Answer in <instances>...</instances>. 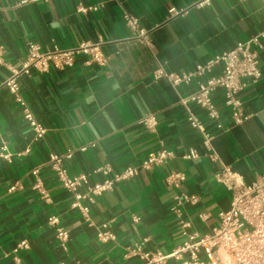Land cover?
I'll return each instance as SVG.
<instances>
[{"label":"crops","instance_id":"obj_1","mask_svg":"<svg viewBox=\"0 0 264 264\" xmlns=\"http://www.w3.org/2000/svg\"><path fill=\"white\" fill-rule=\"evenodd\" d=\"M0 0V264H18L12 250L23 239L30 248L19 253L22 264H141L132 253L142 250L169 254L182 245L184 221L188 232L211 233L219 225V212L230 207L231 192L215 174L229 166L253 181L264 173V48L260 51L262 79L240 93L244 111L252 115L234 125L223 105L221 90L212 93L220 110L223 130L195 104L191 110L213 134L212 146L219 161H212L201 133L187 121L178 103L194 85L172 87L167 80L152 81L159 65L170 71H186L195 64L233 48L264 30V0ZM103 4L97 10L89 7ZM88 9L80 11L79 7ZM182 10L171 16L169 10ZM139 18L150 45L134 39L123 12ZM104 41L105 66L87 65L79 55L72 67L47 72L32 71L19 77L21 91L39 122L44 139L34 141L13 96L3 83L11 68L21 66L28 43L42 51L54 46L69 49L81 40ZM264 44V39H263ZM220 72V67L214 73ZM156 113L158 125L149 131L138 120ZM86 146V150L81 147ZM162 146L173 156L160 166L139 169L129 181H119L91 205L89 225L72 208V194L65 190L47 165L50 153L72 151L64 159L68 173H87L91 181L105 176L95 172L109 165L120 172L142 161ZM29 152H25L26 149ZM195 149L198 157L183 155ZM39 168L43 188H36L32 169ZM180 171L178 186L167 177ZM195 196L184 201L180 214L171 211L176 196ZM57 215L69 231L62 248L48 218ZM140 221L134 222L133 217ZM108 223L115 239L101 241L99 227ZM160 264H181L168 258Z\"/></svg>","mask_w":264,"mask_h":264},{"label":"built area","instance_id":"obj_2","mask_svg":"<svg viewBox=\"0 0 264 264\" xmlns=\"http://www.w3.org/2000/svg\"><path fill=\"white\" fill-rule=\"evenodd\" d=\"M22 3L27 0H22ZM103 2L89 7V10H97ZM211 4V0H199L196 6L203 7ZM79 7L80 11H87ZM171 16L179 15L182 10L171 7ZM123 18L126 26L133 32V38L142 43L150 45V39L146 30L140 28L139 18L130 12L124 11ZM264 30L253 35L246 41H239L236 45L225 50L214 57L195 64L192 69L186 71H170L164 65H159L153 72L154 83L165 79L174 87L182 85L194 88L186 94L180 93L178 103L181 104L187 113V121L197 129L202 137L203 143L208 150V156L212 161H219V154L212 146L213 134L210 133L199 117L191 110L190 104L197 105L206 116L213 120L218 130H223L221 113L215 104L212 93L216 90L222 91L223 105L228 109L230 118L234 125H239L248 120L252 115L247 114L243 108L240 93L257 84L263 77L261 67L260 51L264 48ZM104 41L100 38L96 42L81 40L75 47L64 49L54 46L51 50L42 51L39 44L28 43V51L21 66L11 68L10 75L3 83L14 98L20 109L24 120L27 122L32 133V139L39 141L44 139L46 128L39 122L32 108L22 94L19 77L23 74H30L32 71L47 72L51 67L65 69L72 67L79 55L87 57V65L105 66L108 57L102 51ZM0 47V62H2ZM220 67V72L214 73ZM149 131H154L158 125L156 113H148L138 120ZM87 147H81L86 150ZM26 149L25 152H29ZM173 156V152L164 146L159 150L150 153L140 166H129L120 172H115L109 165L98 167L95 172L102 173L105 178L101 182L91 181L89 174H69L64 166V159L72 157V151L59 155L50 153L47 165L53 171L61 186L72 194V208L78 210L82 218L89 224H94L91 218V205L96 198L103 193L112 191L119 181H129L139 174L140 167L151 168L166 163ZM0 157L10 160L11 154L0 151ZM185 159H195L198 153L190 149L183 155ZM36 178L35 187L43 188L42 179L39 176V168L32 169ZM185 178L180 171H172L167 177L170 185L178 186ZM216 180L223 184L231 192L230 207L219 212L220 222L211 233L200 234L199 232H188L190 223L184 221L181 225L182 233L186 240L182 245L175 248L169 254L160 252L153 253L142 250L141 245L136 244L131 249L141 259V264H160L168 258H174L181 264H264V173L259 174L251 182H246L243 176L231 170L229 166H223L215 174ZM195 196L186 194L174 197L170 209L180 214L184 201H195ZM134 222H139L140 217L134 216ZM49 224L55 227L56 238L62 248L67 247L69 231L60 225L57 215L48 218ZM98 238L103 241L115 239L114 233L109 229L108 223H103L97 233ZM27 239L21 240L11 251L18 264L21 263L19 253L29 249ZM60 264H67L61 262Z\"/></svg>","mask_w":264,"mask_h":264}]
</instances>
